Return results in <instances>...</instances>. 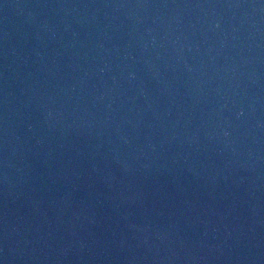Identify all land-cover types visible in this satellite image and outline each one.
<instances>
[{"label":"water","instance_id":"water-1","mask_svg":"<svg viewBox=\"0 0 264 264\" xmlns=\"http://www.w3.org/2000/svg\"><path fill=\"white\" fill-rule=\"evenodd\" d=\"M0 264H264V0H0Z\"/></svg>","mask_w":264,"mask_h":264}]
</instances>
